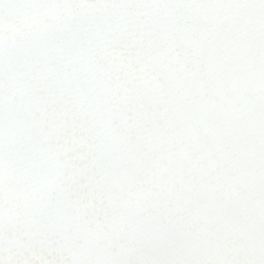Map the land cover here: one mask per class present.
<instances>
[{"label": "snow or ice", "instance_id": "obj_1", "mask_svg": "<svg viewBox=\"0 0 264 264\" xmlns=\"http://www.w3.org/2000/svg\"><path fill=\"white\" fill-rule=\"evenodd\" d=\"M0 264H264V0H0Z\"/></svg>", "mask_w": 264, "mask_h": 264}]
</instances>
